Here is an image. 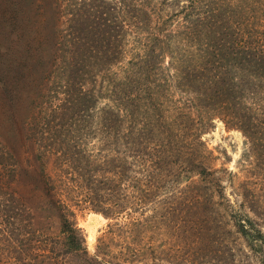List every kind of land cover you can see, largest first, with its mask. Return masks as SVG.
<instances>
[{"label":"trees","instance_id":"obj_1","mask_svg":"<svg viewBox=\"0 0 264 264\" xmlns=\"http://www.w3.org/2000/svg\"><path fill=\"white\" fill-rule=\"evenodd\" d=\"M256 2L249 5L244 1L240 5L231 0L49 1V11L63 20L61 24L56 21L61 28L58 41L62 42L60 82L50 80L52 72L42 61V84L44 89H52L53 95L49 114L26 119L19 130L35 159L43 164L53 158L57 170L58 185H53L50 173L41 171L36 186L42 188L47 200L45 205L41 203L39 211L59 219L56 236L41 234L38 240L41 250L53 254L50 260H59L58 264H113L99 257L102 253L105 256L101 247L96 255L88 254L74 213L67 201L60 198L68 186L61 179L65 174L76 185L70 191L83 198L89 204L87 207L114 219L128 209H141L148 195V191L135 186V181L141 179L128 176L131 168H140L150 176L153 171L169 173V165L175 179L188 181L185 198L192 202L191 214L200 211L206 226H214L215 231L218 228L220 240L225 235L219 224L229 218L236 226V234L248 242V248L253 253L261 252L262 246L258 244L262 245L264 240V231L260 229L264 225L263 187H254L253 181L244 183L235 192L236 206L231 203L224 195L220 173L209 166L210 152L201 139L213 127V121L219 119L227 128L242 133L251 144L254 157H261L263 151L264 159V26L253 23L260 24L254 17L259 11L264 12V6ZM2 4L0 0V7ZM47 4V0H10V9L0 13V21L13 22V26L22 21L31 26L43 12L38 27L50 30L56 25L52 16L45 17ZM168 25L174 29L167 31ZM130 35L135 36L134 45L125 49ZM26 70L36 73V64ZM59 89L64 97L56 105L53 102L61 94ZM247 99L254 101L255 106L258 104V108L249 107ZM82 116L88 121L96 117L105 142L111 145L113 140L120 139L135 162L108 168L110 155L105 151L98 152L99 158L87 155L84 160L81 140L88 133L78 125ZM64 128L65 134L74 136L61 138ZM104 158L106 167H97L98 159ZM115 159L117 156L111 162ZM9 177L14 179V169ZM124 181H129L133 189L128 194L120 186ZM133 195L139 199L135 204L129 201ZM16 214L15 211L12 222ZM130 224L137 228L136 221ZM137 232L140 234L138 228ZM194 241L200 243L198 238ZM226 246L222 240L221 246L214 249L217 263L239 264L233 249ZM146 250L155 260H174L175 264H180L179 255L184 254L182 248H175L173 253L161 246H148ZM131 256L136 261L142 257L140 252ZM154 262L151 264L157 263Z\"/></svg>","mask_w":264,"mask_h":264},{"label":"rangeland","instance_id":"obj_2","mask_svg":"<svg viewBox=\"0 0 264 264\" xmlns=\"http://www.w3.org/2000/svg\"><path fill=\"white\" fill-rule=\"evenodd\" d=\"M1 1L3 4L0 9L4 10H0V13L10 9V0ZM49 1L53 0H47L45 17L52 16V22L54 21L56 25L50 30L44 27L41 30L38 27L40 20L43 19V12L38 19L36 14L33 15L37 21L31 26L22 21L17 26L16 24L13 26V22L0 21V264H54L56 262L55 259H49V257H54L49 250H41L38 240L41 234L49 238L55 237L56 232L58 233L59 219L39 211L41 203H46L47 200L43 196L45 193L42 188L36 187L41 171L50 173L53 185H58L56 166L53 158L43 164L36 160L30 147L24 143L23 133L19 130L22 127L21 122H25L26 119H39L49 114L48 106L50 97L53 95L52 89H44L42 84L40 75L42 61H46L45 66L52 72L50 80L60 82V58L62 56H60L59 46L61 47L62 42L58 41L60 35L58 32L61 28L56 21L61 24L63 20H59L53 10L49 11L51 9ZM231 1L240 5L244 1H248L249 5L256 2V0ZM257 1L264 6V0ZM256 19L260 21V24L253 22L257 27L264 26V12L259 11L254 17V20ZM172 29L174 28L168 25L167 31ZM134 37L133 35L128 37L125 49L133 47ZM66 56L69 57L68 54ZM168 61L167 56L163 64L168 66ZM14 62L17 65H14ZM33 63L36 64V73L27 72V67ZM49 85L48 87L52 88V85ZM59 92L61 94H57V99L53 104L58 105L64 97L60 89ZM167 97L169 99L168 94ZM41 101L45 103L42 105ZM102 103L100 102L99 105L102 106ZM246 103L249 107L258 108V104L255 106L254 101L247 99ZM82 114L86 115V113ZM86 119L82 116L78 124L79 127L85 129L84 132L88 133H84L81 140L85 147L84 160L87 159V155H95L99 158L98 152L104 153L105 151L110 155L109 164L106 165L108 168H115L116 165H118L116 168H120L125 162L128 166L131 161L135 162L131 156L129 157V151L125 149L120 139L113 140L111 145L105 142L104 133L99 131V120L96 117L91 118L90 121ZM212 126L210 131L201 138L210 152L208 163L212 170L220 173L224 195L236 206L235 192L244 183L253 181L256 183L254 187L258 189L263 187L264 190L263 151L261 157L257 155L254 157L250 150L251 144L242 133L237 129L227 128L219 119H215ZM93 130L95 131L92 132ZM66 131V128L61 130V138L74 136L65 134ZM116 156L117 159L111 162V159ZM104 160L105 158L100 161L98 159L100 165L97 167H106ZM13 169L15 180L9 177L10 170L13 171ZM107 174L111 175V172L108 171ZM128 176L141 179V181H135V186L148 191V195L141 209L137 208L135 211L128 209L114 219L107 218L87 207L89 204L83 198L77 196L74 191H70L76 185L69 176L65 174L61 178L68 186L60 198L67 201L66 205L73 211L74 220L84 235V245L90 256L96 255L97 248L101 247L105 251V256L102 253L99 257H103L106 263L151 264L152 261H157L156 264H175L174 260H155L150 255V251L146 250L148 246L151 248L161 246L165 251L169 249V253H173L175 248L176 251L182 248L184 254L179 255L180 264H218L214 249L217 245L220 247L221 241L224 240L231 251L233 249V254L239 264H264V240L262 245L258 244L262 246L261 252L253 253L247 246L248 242L236 234V226L233 221H228L229 218H225L219 224L222 228L220 230L225 235L220 240L216 233L218 228L215 231L214 226H206L200 211L191 214L194 211L190 207L192 202L190 203L185 198L188 181L178 179V177L175 179V175L171 174L170 165L169 173L168 171H156V173L153 171L149 176L147 172L142 173L140 168L133 167ZM143 176H147V179ZM195 178L196 176L192 179ZM128 183L129 181L120 183L121 188L127 194L133 190ZM129 201L135 204L134 202L139 201L138 196L133 195ZM15 211L16 218L12 222ZM168 213L169 216L166 218ZM7 216L10 218L9 221H7ZM133 221L138 224L140 234L136 227H131L130 223ZM260 229L264 231L263 224L260 225ZM89 231L94 232L92 241L87 238ZM193 238H198L200 243H195ZM136 252H140L142 256L138 261L131 256ZM58 263H60L59 260L55 264ZM61 264L65 262L62 261Z\"/></svg>","mask_w":264,"mask_h":264},{"label":"bare ground","instance_id":"obj_3","mask_svg":"<svg viewBox=\"0 0 264 264\" xmlns=\"http://www.w3.org/2000/svg\"><path fill=\"white\" fill-rule=\"evenodd\" d=\"M90 241H92L94 239V232L93 231H89L88 237H87Z\"/></svg>","mask_w":264,"mask_h":264}]
</instances>
